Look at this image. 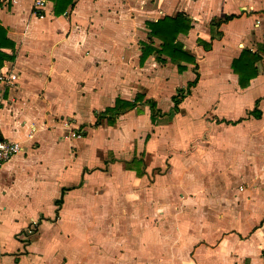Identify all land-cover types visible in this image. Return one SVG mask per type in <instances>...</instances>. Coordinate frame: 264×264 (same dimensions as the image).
<instances>
[{
    "label": "crops",
    "instance_id": "crops-1",
    "mask_svg": "<svg viewBox=\"0 0 264 264\" xmlns=\"http://www.w3.org/2000/svg\"><path fill=\"white\" fill-rule=\"evenodd\" d=\"M55 2L0 0V71L18 75L0 81V135L23 147L0 166V264H264V0ZM180 12L195 62L141 60L162 47L147 23ZM246 48L262 58L241 86Z\"/></svg>",
    "mask_w": 264,
    "mask_h": 264
},
{
    "label": "trees",
    "instance_id": "trees-1",
    "mask_svg": "<svg viewBox=\"0 0 264 264\" xmlns=\"http://www.w3.org/2000/svg\"><path fill=\"white\" fill-rule=\"evenodd\" d=\"M72 2V0H66L64 6L66 7ZM59 0H56L54 5V11L56 14L65 12L60 10ZM64 7V8H65ZM234 14L227 15L224 19L213 20L211 22V28L214 30L216 24H220L224 21L230 20L234 17ZM149 36L157 37L162 41L161 48L156 49L151 45L145 43L143 48V54L141 60H143L150 52L156 50L159 54L168 55L172 61L178 63V69L183 70L186 68L182 62H195L194 57L188 53L186 49L183 48V44L177 41V36L179 33H187L192 27V19L180 12L175 16L166 15L163 18H160L156 21H149ZM214 35V32H212ZM14 48V44L9 41L6 36L5 28L0 24V68L3 65L5 60H13L15 58V53H6L2 48ZM261 49L264 51V43L261 44ZM261 54L258 51H251L250 49H243L240 55L233 59L232 67L233 70L238 74L239 84L241 86H247L250 82V79L253 78L258 73L257 62L261 59ZM197 69V67H195ZM199 74L196 72V77L194 80L188 82L186 87L179 88L177 93L173 96L174 101V111L179 110V103L181 100L191 92L193 86L198 82ZM143 96L139 95L135 98L134 101H127L117 99L114 107H108L105 109L104 114L108 117V122L110 124L115 123V116L121 112H124L130 108L135 107L138 100H142ZM147 103L150 105L152 110L153 119L155 116L159 115L161 111L157 108L155 101L152 99H147ZM255 115H260L258 110L253 111ZM61 200H57V203Z\"/></svg>",
    "mask_w": 264,
    "mask_h": 264
},
{
    "label": "built area",
    "instance_id": "built-area-1",
    "mask_svg": "<svg viewBox=\"0 0 264 264\" xmlns=\"http://www.w3.org/2000/svg\"><path fill=\"white\" fill-rule=\"evenodd\" d=\"M48 0H33L34 6L37 9H40L39 14L44 15L41 11L46 5ZM18 75L11 71H0V81L8 85L17 84ZM68 125V122H65ZM73 137H79L82 135L80 129H75L71 132ZM23 149L20 141L9 140V139H0V166L8 161L13 155L19 153ZM37 227V221H32L31 224L27 227L26 232L31 234L35 231Z\"/></svg>",
    "mask_w": 264,
    "mask_h": 264
},
{
    "label": "water",
    "instance_id": "water-1",
    "mask_svg": "<svg viewBox=\"0 0 264 264\" xmlns=\"http://www.w3.org/2000/svg\"><path fill=\"white\" fill-rule=\"evenodd\" d=\"M0 139H2V136L0 135Z\"/></svg>",
    "mask_w": 264,
    "mask_h": 264
}]
</instances>
